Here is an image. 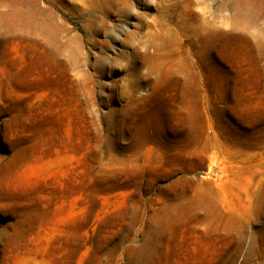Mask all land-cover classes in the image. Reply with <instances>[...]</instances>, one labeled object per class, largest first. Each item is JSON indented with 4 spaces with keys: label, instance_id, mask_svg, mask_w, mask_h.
<instances>
[{
    "label": "rangeland",
    "instance_id": "obj_1",
    "mask_svg": "<svg viewBox=\"0 0 264 264\" xmlns=\"http://www.w3.org/2000/svg\"><path fill=\"white\" fill-rule=\"evenodd\" d=\"M0 264H264V0H0Z\"/></svg>",
    "mask_w": 264,
    "mask_h": 264
}]
</instances>
